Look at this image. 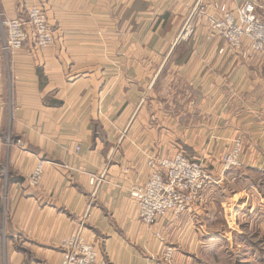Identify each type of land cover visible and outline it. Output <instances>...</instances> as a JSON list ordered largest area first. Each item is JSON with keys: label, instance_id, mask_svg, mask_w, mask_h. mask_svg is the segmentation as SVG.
<instances>
[{"label": "crops", "instance_id": "1", "mask_svg": "<svg viewBox=\"0 0 264 264\" xmlns=\"http://www.w3.org/2000/svg\"><path fill=\"white\" fill-rule=\"evenodd\" d=\"M242 1L0 0L8 18L39 6L55 39L5 52L0 35V264H61L78 229L96 264H168L167 245L194 264L186 249L217 256L222 231L264 244V55L243 58L207 19ZM177 152L203 163L204 187L189 212L144 224L130 190L149 157Z\"/></svg>", "mask_w": 264, "mask_h": 264}, {"label": "built area", "instance_id": "2", "mask_svg": "<svg viewBox=\"0 0 264 264\" xmlns=\"http://www.w3.org/2000/svg\"><path fill=\"white\" fill-rule=\"evenodd\" d=\"M217 15H208V26L216 35L224 39L231 49H240L246 58L250 51L264 55V16L257 11L253 0H243L235 11L228 10L224 4L213 6ZM189 29L185 24L183 31ZM1 49L5 52L18 50L30 43L37 47H46L54 43L53 30L49 27L46 15L36 5L30 6L23 17L8 18L0 12ZM248 45L244 47V41ZM240 143L225 156V168L237 165ZM149 175L145 182L135 183L130 190L137 214L142 223L152 225L159 218L171 215L174 219L189 212L204 186L205 172L200 161L192 160L183 153L171 156L149 157L147 159ZM44 170V162L38 161L29 179L30 184H39ZM91 175L90 181L97 182ZM160 240L164 238L156 233ZM61 264H96L97 250L92 241H88L82 230L64 236L59 242ZM172 247L164 252L166 259L172 257Z\"/></svg>", "mask_w": 264, "mask_h": 264}, {"label": "rangeland", "instance_id": "3", "mask_svg": "<svg viewBox=\"0 0 264 264\" xmlns=\"http://www.w3.org/2000/svg\"><path fill=\"white\" fill-rule=\"evenodd\" d=\"M42 11H43V9H42ZM236 141H239L240 147H241L240 152H239V154L237 156V162H238L237 165L240 164L239 156L242 153V148L243 147H242L241 139L237 138V139L234 140L233 145L230 148V150L222 158V164H223L224 168H225L224 158H225L226 155H228L230 153V151L234 147ZM192 160H196V159H192ZM196 161H199V160H196ZM237 165H232V166H237ZM232 166H230V167H232ZM203 168H204V166H203ZM225 169H228V168H225ZM205 176H206V174H205ZM204 184H205V181H204ZM229 234H232V236H233V232L230 233L229 231H222V232L218 233V235H220L219 236L220 237V243H219V247H217V250H215V252L218 251L217 256L216 255L212 256V253L206 254L205 249H199V250H196L195 252L194 251L191 252V251H188L186 249V251L189 254H191L192 257H196L197 254H200V256H202L204 258L208 256L209 257L208 259L210 261L208 263H210V264H214V263L215 264H264V244H261V242H256V240H253V241H255L254 243H248V241H247L248 245L246 247L238 246V245H235L234 243L233 244H229L228 241L226 240V238H224L225 236H228ZM241 236L238 237V240H244V238H240ZM167 246H170V245H167ZM162 256H163L164 260L166 261V263L171 264L172 257H171V259H166L164 253H163ZM199 257L196 258V260L194 261V264H208V263H205L204 261L200 262L201 260L199 261ZM198 262H200V263H198Z\"/></svg>", "mask_w": 264, "mask_h": 264}]
</instances>
